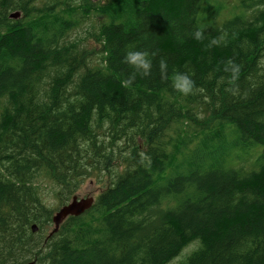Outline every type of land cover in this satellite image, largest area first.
<instances>
[{
	"label": "trees",
	"instance_id": "16d2710c",
	"mask_svg": "<svg viewBox=\"0 0 264 264\" xmlns=\"http://www.w3.org/2000/svg\"><path fill=\"white\" fill-rule=\"evenodd\" d=\"M100 2L0 0V264H264V0ZM89 177L106 188L45 241Z\"/></svg>",
	"mask_w": 264,
	"mask_h": 264
},
{
	"label": "clouds",
	"instance_id": "9594fccd",
	"mask_svg": "<svg viewBox=\"0 0 264 264\" xmlns=\"http://www.w3.org/2000/svg\"><path fill=\"white\" fill-rule=\"evenodd\" d=\"M194 38L196 40L204 39V32L202 28L194 32ZM225 37L222 35L219 38H214L209 42V46L219 45L221 41H223ZM124 62L131 66L138 75L148 76L151 72L152 61L149 57V54L145 51L130 49L127 50L124 55ZM161 72H165L167 70V64L161 60L160 62ZM224 70L229 74L228 75V83L230 85H235V82L238 80L240 68L239 65L229 62L224 66ZM130 83L129 80L125 81V84ZM172 86L179 93L187 96L192 93L194 88V81L191 77L183 72H176L172 77ZM230 91H234V87L229 89Z\"/></svg>",
	"mask_w": 264,
	"mask_h": 264
},
{
	"label": "rangeland",
	"instance_id": "374dc122",
	"mask_svg": "<svg viewBox=\"0 0 264 264\" xmlns=\"http://www.w3.org/2000/svg\"><path fill=\"white\" fill-rule=\"evenodd\" d=\"M238 1L239 0H224V7L223 9L221 10V13H220V18L221 20L223 19H226L227 17H229L231 15V13L233 12V10H235V7L236 5L238 4ZM105 2V0H103L102 2L100 3H103ZM91 16H93V14H91ZM79 19H82V17H80ZM90 25V21H88L86 24L85 23H82L80 24L78 27H76L69 35L68 37V40L69 41H74L76 40L78 37H80L81 35H83V30L87 28V26ZM93 31V28L91 29L90 32ZM65 42V41H64ZM92 47L95 46V43H92L91 44ZM95 59L97 61L100 60V54H97L95 56ZM104 169L106 167H103ZM93 178L89 177L87 179H82L83 182H85L84 185H82V189L78 192L79 196L80 197H90V196H95L96 194H99L102 190H104L106 188V185H107V182L103 183V184H100L98 186H95V184L91 183L93 182L94 180H92ZM79 197V198H80ZM47 204L50 206V207H55L57 206L58 204V201L56 200V198H54L52 195H50L48 198H47ZM63 205V204H62ZM58 206L57 209L55 210V212L62 206ZM54 212V214H55ZM53 214V215H54ZM51 226V228H50ZM45 231L46 232H49L52 227L54 228V224L53 225H50ZM46 232H44V236L46 235ZM49 233H47L48 235ZM46 235V236H47ZM46 238V237H45ZM198 246V242H194L192 244H190L189 246L185 247L182 249V251L179 253V255L177 257H180L181 255V258H185L186 255L191 251L193 250L194 248H196Z\"/></svg>",
	"mask_w": 264,
	"mask_h": 264
},
{
	"label": "water",
	"instance_id": "95a60500",
	"mask_svg": "<svg viewBox=\"0 0 264 264\" xmlns=\"http://www.w3.org/2000/svg\"><path fill=\"white\" fill-rule=\"evenodd\" d=\"M14 18H18L20 16V13H13L11 15ZM74 202L72 205L68 208V210L64 211L62 214H56L53 218L54 224H55V231L59 230L61 224L64 222L65 217L68 215L78 214L82 212L83 210L91 207L93 202V197H89L87 199H81L79 200L76 196L73 197ZM37 227L36 225L33 226V228Z\"/></svg>",
	"mask_w": 264,
	"mask_h": 264
},
{
	"label": "bare ground",
	"instance_id": "6f19581e",
	"mask_svg": "<svg viewBox=\"0 0 264 264\" xmlns=\"http://www.w3.org/2000/svg\"><path fill=\"white\" fill-rule=\"evenodd\" d=\"M137 15V14H136ZM57 23V22H56ZM66 26V25H65ZM16 55V54H15ZM33 57V56H32ZM15 60V59H14ZM19 60V59H18ZM27 60V59H26ZM5 63V62H4ZM74 77V76H73ZM24 154V153H23ZM35 175V174H34ZM74 197V196H73ZM73 197L71 198V200H68L66 203H64L56 212H55V214L53 215V218H54V216L58 213V214H62L64 211H66V210H68V208L72 205V203L74 202V200H73ZM91 197H93V196H91ZM87 198H89V197H85V198H82V199H87ZM79 200H81V199H79ZM94 203H95V198L93 197V202H92V205H91V207H89V208H87V209H85V210H83L82 212H80V213H78V214H73V215H67L66 217H65V219L64 220H67L69 217H72V216H81L82 214H84L86 211H88L89 209H91L92 208V206L94 205ZM33 211H34V209H33ZM53 220V219H52ZM181 221V220H180ZM53 224H54V221H53ZM34 225H36L37 227H35V228H33V226ZM31 230H32V232L33 233H38L39 232V226H38V224H33V225H31ZM184 230V229H183ZM58 231V230H57ZM46 232V231H45ZM54 232H56L55 231V224H54V228L50 231V234H48L47 235V233L48 232H46V235H45V241H47L51 236H52V234L54 233ZM44 234V233H43ZM251 238V237H250ZM177 257V256H176ZM13 264H15V263H13ZM24 264H34V261H31V262H27V263H24Z\"/></svg>",
	"mask_w": 264,
	"mask_h": 264
}]
</instances>
